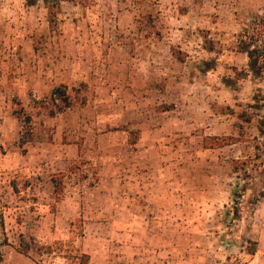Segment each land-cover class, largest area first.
Here are the masks:
<instances>
[{
    "label": "rangeland",
    "instance_id": "rangeland-1",
    "mask_svg": "<svg viewBox=\"0 0 264 264\" xmlns=\"http://www.w3.org/2000/svg\"><path fill=\"white\" fill-rule=\"evenodd\" d=\"M47 17L0 0V264H264V0ZM28 53L74 56L69 107L19 82ZM121 129L136 147L99 148Z\"/></svg>",
    "mask_w": 264,
    "mask_h": 264
},
{
    "label": "crops",
    "instance_id": "crops-1",
    "mask_svg": "<svg viewBox=\"0 0 264 264\" xmlns=\"http://www.w3.org/2000/svg\"><path fill=\"white\" fill-rule=\"evenodd\" d=\"M21 59L20 63L17 62V65L20 66L18 67V80L19 82H22L24 86H30L32 88V93L36 98L49 93L58 84H69L76 77V62L73 55L67 54L65 57L61 56L60 59H57L56 57L50 58V55L46 54L40 55L39 53H28ZM4 76H7V71H4ZM130 86V88H126L125 90L130 96L131 103V105L126 106L129 108L128 111L126 110L127 112H130L133 108L132 98L133 93H135L133 92V84H130ZM118 102L121 104V100H118ZM128 129H130V127H128ZM128 131L129 130L121 129L102 133L99 140L109 139L111 140V143L109 145H104L103 147L99 144V148L104 151H114L122 148L123 143L121 144L117 140L119 138L122 139L126 146L136 147L138 142L133 144L128 143L130 135ZM144 135H146V132H141L138 141L143 139ZM117 158L118 157H112L109 159L110 164L112 165L115 163L114 165H120V168H122V159L119 157L120 159L117 160Z\"/></svg>",
    "mask_w": 264,
    "mask_h": 264
},
{
    "label": "trees",
    "instance_id": "trees-1",
    "mask_svg": "<svg viewBox=\"0 0 264 264\" xmlns=\"http://www.w3.org/2000/svg\"><path fill=\"white\" fill-rule=\"evenodd\" d=\"M64 0H24L25 4L28 6H34L38 3H42L47 7L48 10V22L50 24H53L55 22V15L57 12L61 9V2ZM48 97V100L51 102H54L58 97H60L61 101L64 102V106L69 107L71 105V99L68 93L66 92V86L60 85L51 90V92L46 95ZM54 111L50 113V115H53ZM25 116L24 120H20L21 129H24L25 126L30 125L31 116L29 113H23ZM18 118H21L20 115L17 116ZM264 123V122H263ZM262 130V129H261ZM131 132H129L130 134ZM130 143H134V139L128 140ZM245 162V161H242ZM89 260V255L86 253H78V255L75 256V259L72 261V264H87Z\"/></svg>",
    "mask_w": 264,
    "mask_h": 264
}]
</instances>
